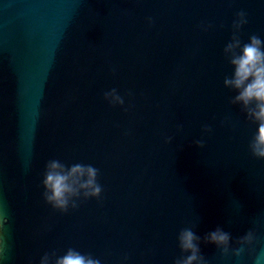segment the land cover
Returning a JSON list of instances; mask_svg holds the SVG:
<instances>
[{"label": "water", "instance_id": "1", "mask_svg": "<svg viewBox=\"0 0 264 264\" xmlns=\"http://www.w3.org/2000/svg\"><path fill=\"white\" fill-rule=\"evenodd\" d=\"M241 10L242 42L264 40V0H0V264L68 248L101 264H173L185 227L233 241L253 230L239 258L203 239L200 252L207 264H264L257 125L224 86ZM112 88L123 107L104 100ZM53 159L98 168L102 200L54 211L41 184Z\"/></svg>", "mask_w": 264, "mask_h": 264}, {"label": "clouds", "instance_id": "2", "mask_svg": "<svg viewBox=\"0 0 264 264\" xmlns=\"http://www.w3.org/2000/svg\"><path fill=\"white\" fill-rule=\"evenodd\" d=\"M146 21L149 26L155 22L153 17H147ZM247 22L245 11L241 10L235 14L231 25L232 35L223 50L233 72L231 77H225L224 86L236 92L230 103L240 105L247 120L257 125V130L248 147L254 158L264 161V40L252 34L249 36L248 42H242L240 31ZM198 27L207 31L212 25L201 24ZM113 73H115L114 68ZM127 95L131 97L132 93L129 92ZM103 98L112 107H123L125 104L124 97L119 94L116 88L104 92ZM131 107L132 105L129 104L128 108L124 110L127 112ZM181 130L182 125L177 127L178 132ZM211 131L212 128L209 125L202 127V133L207 134ZM172 140L173 137L169 136L165 139V143H171ZM193 143L198 148L205 147L203 138L197 139ZM99 175V169L90 164L75 163L67 166L60 160H49L45 165L41 182L44 189L43 200L54 211L61 214H66L69 210H76L81 202L89 199H96L100 202L103 186L99 183ZM6 223V218L0 222V231L4 230ZM201 239L205 244L215 245L222 256L226 257L231 254L239 258L246 248L253 244L256 235L253 230H249L233 241L229 232L217 227L201 238L195 234L191 227L182 228L177 236L178 247L182 255L177 257L173 264H207L200 252ZM0 244H3L2 240H0ZM2 250L0 248V251ZM122 260L126 264L128 256L125 255ZM39 264H101V259L94 257L91 253L82 254L74 248H68L61 256H57L55 251L45 253L40 258Z\"/></svg>", "mask_w": 264, "mask_h": 264}]
</instances>
